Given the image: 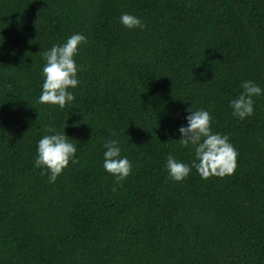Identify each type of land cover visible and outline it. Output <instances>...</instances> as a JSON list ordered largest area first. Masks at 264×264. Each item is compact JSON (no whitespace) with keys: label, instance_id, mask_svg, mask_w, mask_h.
<instances>
[{"label":"trees","instance_id":"obj_1","mask_svg":"<svg viewBox=\"0 0 264 264\" xmlns=\"http://www.w3.org/2000/svg\"><path fill=\"white\" fill-rule=\"evenodd\" d=\"M73 32L74 100L37 103L41 52ZM245 79L264 89V0H0V264H264V93L243 120L228 105ZM189 106L228 136L232 174L168 177L167 154L194 158L174 140ZM49 128L77 145L52 183L33 167Z\"/></svg>","mask_w":264,"mask_h":264},{"label":"clouds","instance_id":"obj_2","mask_svg":"<svg viewBox=\"0 0 264 264\" xmlns=\"http://www.w3.org/2000/svg\"><path fill=\"white\" fill-rule=\"evenodd\" d=\"M119 23L125 28L143 29L145 24L141 18L131 12H121ZM86 41L82 32H73L59 43L54 42L49 48L41 52L42 65L40 93L36 102L55 105L64 108L66 103L74 100L75 89L80 80L78 70L80 65L74 59L78 52V45ZM241 91L228 101L232 115L243 120L253 113L254 97L264 93L258 84L250 79L240 82ZM185 123L174 129L179 133L181 146L194 149V158L190 162L177 159L171 153L165 157L164 167L168 177L173 181H181L192 169L201 178L210 175H230L236 167L237 151L226 134L213 132L210 128V114L207 109L188 107L184 115ZM102 168L114 178L118 184L131 170V162L126 155H122L119 140L113 134L102 145ZM77 145L72 142L65 132L48 129L35 143L33 167L48 172V182L52 183L61 171L69 164L75 163ZM115 190V187H113Z\"/></svg>","mask_w":264,"mask_h":264}]
</instances>
